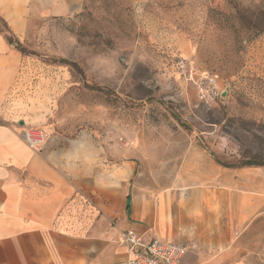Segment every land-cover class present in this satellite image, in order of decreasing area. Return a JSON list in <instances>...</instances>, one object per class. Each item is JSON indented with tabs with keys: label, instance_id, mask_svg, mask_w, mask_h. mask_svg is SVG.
I'll return each mask as SVG.
<instances>
[{
	"label": "rangeland",
	"instance_id": "1",
	"mask_svg": "<svg viewBox=\"0 0 264 264\" xmlns=\"http://www.w3.org/2000/svg\"><path fill=\"white\" fill-rule=\"evenodd\" d=\"M15 38L25 60L66 67L52 123L92 135L114 185L124 163L155 198L215 190L216 161L264 169V0H84ZM252 223L264 264V213Z\"/></svg>",
	"mask_w": 264,
	"mask_h": 264
},
{
	"label": "crops",
	"instance_id": "2",
	"mask_svg": "<svg viewBox=\"0 0 264 264\" xmlns=\"http://www.w3.org/2000/svg\"><path fill=\"white\" fill-rule=\"evenodd\" d=\"M83 7L84 0H0V18L22 40L34 21ZM64 71L25 60L0 33V264H121L125 230L188 246L180 264H254L246 236L264 213V169L225 166L208 180L215 190L155 198L132 187L137 166L124 163L118 176L127 180L114 185L95 138L52 123L55 100L67 92ZM27 128L45 130L47 142L31 149Z\"/></svg>",
	"mask_w": 264,
	"mask_h": 264
},
{
	"label": "built area",
	"instance_id": "3",
	"mask_svg": "<svg viewBox=\"0 0 264 264\" xmlns=\"http://www.w3.org/2000/svg\"><path fill=\"white\" fill-rule=\"evenodd\" d=\"M48 134L43 129L27 128L24 139L33 150L40 148L47 142ZM119 243L128 248V260L121 264H180L186 257L190 248L184 244L162 241L153 238L151 242L144 239L133 230H125L120 233ZM192 246V250L197 249Z\"/></svg>",
	"mask_w": 264,
	"mask_h": 264
},
{
	"label": "trees",
	"instance_id": "4",
	"mask_svg": "<svg viewBox=\"0 0 264 264\" xmlns=\"http://www.w3.org/2000/svg\"><path fill=\"white\" fill-rule=\"evenodd\" d=\"M3 23L4 24V27H5V31H2L0 29V33L4 34L5 38H6V41L8 42L9 45H11L12 47L16 48L22 55L23 54H27V49L24 48V46L21 45V43L15 38V35L11 32L10 28H8V26L6 25L5 21L0 18V23ZM65 64H68L67 62H65ZM218 164H221L219 161H217ZM223 165L224 167H232V166H229L227 164H221ZM245 166H248V167H260L262 166L261 164L259 163H252V162H245V163H241L240 167H245ZM239 167V168H240Z\"/></svg>",
	"mask_w": 264,
	"mask_h": 264
}]
</instances>
